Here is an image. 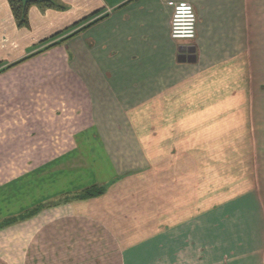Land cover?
Wrapping results in <instances>:
<instances>
[{"label": "crops", "instance_id": "crops-1", "mask_svg": "<svg viewBox=\"0 0 264 264\" xmlns=\"http://www.w3.org/2000/svg\"><path fill=\"white\" fill-rule=\"evenodd\" d=\"M171 1L194 6V40L171 38ZM60 2L68 9L32 6L29 27L21 28L8 0H0V72L6 69L0 97L17 100L21 109L0 112V224L39 210L0 230V264L97 260L93 244L119 249L117 262L126 264L128 252L148 250L160 239L172 256L175 243L177 253L196 248L198 264L209 263L213 253L218 264H236L237 236L249 246L246 264H264V149L242 162L256 166L254 187L252 167L223 178L225 172L206 169L204 161L206 145L219 144L222 133L246 131L234 118L254 116L252 58L264 63V0ZM184 48L195 49V62L179 61ZM13 115L20 117L16 132ZM57 116L71 124L68 135L59 134ZM224 117L234 124L227 126ZM261 133L263 139L264 128ZM84 149L96 150L98 158L88 159ZM163 179L159 212L155 198ZM205 181L212 188L205 189ZM93 186L104 194L77 198ZM195 222L198 242L212 228L203 242L212 247L174 238Z\"/></svg>", "mask_w": 264, "mask_h": 264}, {"label": "rangeland", "instance_id": "rangeland-1", "mask_svg": "<svg viewBox=\"0 0 264 264\" xmlns=\"http://www.w3.org/2000/svg\"><path fill=\"white\" fill-rule=\"evenodd\" d=\"M61 0H54V4H56V6L61 5L64 9H68V6L62 4L60 2ZM253 62H252V86H251V91L250 94H252V104H253V112H254V116L251 118H243V117H236L234 118V120L238 119L240 122V124L244 125V126H248L246 128V131L243 130H238L236 133H222V139H220L219 144H215L214 146L207 144L206 148H205V152H207L204 161L206 162L205 168L206 169H215L216 173H220V172H225L223 175V178H227V176L229 174H232V176H234L235 174H239V173H243L247 170H249L250 172V167H252V174H254L253 178V182H251L250 186H255L256 185V166H244L242 165L244 161H251L252 158H259L261 151L264 149L262 148V144L264 140L261 139L262 138V133L261 130L264 128V117H261V114L264 110V63L259 62L260 58L257 57L256 54L253 55ZM8 96H2L0 97V112L4 113H8L10 111V114H14L13 111H17V110H21L19 104L17 103V100H10L8 99ZM230 106H232V102L229 103ZM19 106V108L17 110L16 106ZM64 105V104H62ZM248 105V103H247ZM65 106H62V109ZM236 108H239V106H235ZM225 110H232L229 107H225L223 108ZM5 110V111H3ZM224 112V111H222ZM226 112V111H225ZM6 113V116L8 115ZM13 120H12V124L15 128V132L17 131V127L19 126V119L20 117H17L16 115H13ZM2 119H4V117H1ZM51 120V117L49 118ZM48 118H46V122L50 121ZM67 119V118H66ZM66 119L64 120V117L60 118L59 116L55 117V123L58 124L57 126V130L59 131V134H63V136L68 135L70 132H68V128H72L71 124L67 125V121ZM225 120V123L227 124V126H230L232 124H234V120L232 122L229 121V119L232 118H228V117H224L223 118ZM241 119L246 120V122H242ZM263 121V124H262ZM80 122V121H77ZM70 125V126H69ZM243 127V126H242ZM76 128H80V126H76ZM244 128V127H243ZM50 135V133H48ZM46 134L45 137L43 138H39L37 140L38 142V146L41 147L43 145V140H45L49 135ZM92 151V152H91ZM100 152V151H99ZM219 152V153H218ZM84 155L88 158V159H92L94 158H98L97 154L98 152L94 149L92 150H83ZM214 153V154H213ZM213 163H215V165H213ZM209 166H208V165ZM219 165V166H218ZM242 165V166H241ZM240 167V171L237 170L235 167ZM184 167H188V165H184ZM233 168L232 171L233 172H228L225 170H228L230 168ZM174 172L177 173L180 172L181 166L178 165L177 168L176 166H174ZM160 172H163L164 174V169H159ZM163 174L161 175V177H163ZM238 176V175H237ZM222 178V176H221ZM177 181V182H176ZM176 182V183H175ZM181 181L180 180H174V185L176 184H180ZM209 181H205L206 187L205 189L208 188H212V185L209 184ZM187 184V182H186ZM227 183L223 182L221 183V187L227 189L226 186ZM189 189L190 192H192L195 189L196 186V181L189 182ZM249 186V187H250ZM93 187H97L98 186H93ZM152 186H151V190H152ZM165 189H166V182L165 180H160L157 183V196L155 198L157 204L156 207H158V211H162L164 209V194H165ZM244 190L245 187H240L238 190ZM151 197V196H150ZM154 200V198H150V201L152 202ZM175 200V199H174ZM153 205V204H152ZM153 210V209H152ZM151 210V211H152ZM243 219L242 215H239V220ZM206 223L208 224H212V220L211 219H206ZM207 229V228H206ZM204 235L206 236L205 238H203L201 236V238H199V242H198V236L200 237V235L198 234V230H197V222L189 225L188 227H186L184 230H180L179 232H175L174 233V238H176L177 236H182V237H189L191 239H193L196 242V245H198V248L200 247H212L209 246V242L207 241L206 244H203V242H205V239L207 237L212 236V228H208L206 230V232L204 233ZM237 238H242L241 236H237L234 239V242L237 243V245L234 247H231V254L234 253V256L236 259V264H246V257L249 254L247 252V250H249V246L244 245V241L241 243H238ZM161 242V243H160ZM211 243L213 244V242L211 241ZM205 245V246H204ZM93 257H97V260H88V261H78L77 264H118L117 262V255L120 254L119 249L117 248H112L111 246L107 247V249H105V246H103V250H96L98 248L101 249L100 245H95L93 244ZM178 244L174 243V246H172V251H174L173 256L170 255L169 252V247L168 249L165 248V241L164 239H160L159 241H157L155 244L150 245L149 249H147V247L141 248L140 250L137 251H131L128 252L126 254V264H198L197 261H195L196 256H198L197 254H199V251L195 248H191L188 250H185L184 252H179L177 253L175 251V249L177 248ZM227 247V246H225ZM234 248V249H232ZM102 252V255L100 256V253ZM223 252V251H222ZM167 256H166V254ZM227 254V253H226ZM213 257L209 260V263L207 264H218L215 261V255L217 257V254L213 253ZM229 255V254H228ZM119 256V255H118ZM169 256L170 259L166 260V258ZM220 257V256H219ZM243 259V260H241ZM241 260V261H240ZM250 262V261H249ZM233 263V262H231ZM221 264H227V262L224 263V261H221ZM250 264H253V262H250Z\"/></svg>", "mask_w": 264, "mask_h": 264}, {"label": "trees", "instance_id": "trees-1", "mask_svg": "<svg viewBox=\"0 0 264 264\" xmlns=\"http://www.w3.org/2000/svg\"><path fill=\"white\" fill-rule=\"evenodd\" d=\"M9 5L11 7L13 16L18 24L19 27L21 28H28L29 27V20H28V12L31 9L32 6L34 5H40L42 7L45 8H53V7H58L56 6V4H54V2L50 1V0H28L26 2H23V0H8ZM100 12L93 14L90 18H87L84 21H90L91 19H94L97 15H99ZM106 17V16H105ZM105 17L102 18H98L96 20H93L91 23L85 25L84 27H82L81 29L75 31L74 33H72L71 35L65 37L64 39H62L59 42H55L51 45H48L45 50H49L51 48H54L55 46L59 45L60 43L70 39L71 37L77 35L78 33L84 31L85 29H87L88 27H90L91 25L99 22L100 20L104 19ZM80 24H76L74 26V29L76 27H78ZM50 40H45L41 43H49ZM6 69H4V71L2 70L0 73L5 72ZM104 194V190L103 189H99L97 187H91L88 188L84 191H82L79 195H77L78 199H90V198H94V197H99L102 196ZM38 209H34L31 210L29 212H26L24 215H20L17 217H13L11 219L6 220L3 224H0V230L4 229L10 225H13L19 221H22L24 219L30 218L34 215H36V213H38Z\"/></svg>", "mask_w": 264, "mask_h": 264}, {"label": "built area", "instance_id": "built-area-1", "mask_svg": "<svg viewBox=\"0 0 264 264\" xmlns=\"http://www.w3.org/2000/svg\"><path fill=\"white\" fill-rule=\"evenodd\" d=\"M171 38L178 41H192L197 34V14L194 6L186 1H171Z\"/></svg>", "mask_w": 264, "mask_h": 264}, {"label": "water", "instance_id": "water-1", "mask_svg": "<svg viewBox=\"0 0 264 264\" xmlns=\"http://www.w3.org/2000/svg\"><path fill=\"white\" fill-rule=\"evenodd\" d=\"M196 55L194 48H184L179 56L180 62H195Z\"/></svg>", "mask_w": 264, "mask_h": 264}]
</instances>
